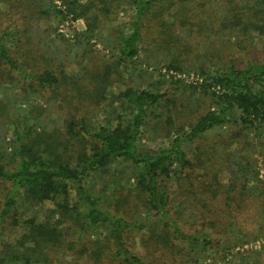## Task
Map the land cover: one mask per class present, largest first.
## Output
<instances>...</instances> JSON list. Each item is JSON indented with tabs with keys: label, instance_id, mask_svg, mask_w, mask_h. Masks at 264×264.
<instances>
[{
	"label": "trees",
	"instance_id": "trees-1",
	"mask_svg": "<svg viewBox=\"0 0 264 264\" xmlns=\"http://www.w3.org/2000/svg\"><path fill=\"white\" fill-rule=\"evenodd\" d=\"M17 1H22L19 7L30 8L26 0ZM57 1L65 16L86 21V30L73 40L84 52L90 51L88 35L109 19L113 8L134 7L131 30L115 39L118 61L104 66L101 74L82 68L68 76L64 69L71 61L70 50L54 40L44 45L46 38L37 35L33 16L26 14L21 28L0 31V86H19L24 95L49 89L66 107L75 103L98 108L106 101L104 93L118 65L137 55L140 25L148 14L158 32L163 66L175 73L192 72L199 80L184 90L179 80L162 78L154 82L162 85V92L127 88L97 129L76 117L79 109L67 116L62 131L53 127L26 140L31 129L26 126L10 154L11 168L0 165V180L11 188L0 222L16 206V196L31 205L51 204L48 211L60 222L26 220L27 233L15 244L3 245L0 264H51L54 253L83 264H194L208 247L222 251L218 236L229 231L246 235L238 219L246 204L244 183L224 188L217 178L221 165L235 166L237 158L229 150L235 140L244 131L264 130V60L243 63L224 51L216 53L211 45L227 39L229 49L239 42H230L235 32L249 38L253 31H264V0ZM172 9L173 22L167 23L162 16ZM50 10L62 14L51 5ZM37 12L48 14V9ZM58 37L66 40L63 34ZM192 42L204 51L190 58ZM10 108L9 100L0 102V119ZM230 129L238 131L219 142L211 140L207 148L201 145L210 134ZM146 134L166 139L167 146L146 149L141 144ZM257 216L256 227L264 225V211ZM133 230L142 231L138 239L130 235ZM189 242L193 248L187 251ZM258 258L239 253L233 264H260Z\"/></svg>",
	"mask_w": 264,
	"mask_h": 264
},
{
	"label": "rangeland",
	"instance_id": "rangeland-1",
	"mask_svg": "<svg viewBox=\"0 0 264 264\" xmlns=\"http://www.w3.org/2000/svg\"><path fill=\"white\" fill-rule=\"evenodd\" d=\"M26 0L25 3L30 8L19 7L22 1L7 0L3 3L0 2V31L10 27L12 29L24 25L22 16H33L30 20L31 25L38 28L37 35L39 37H45L44 45L47 42H54L55 45L60 44L70 50L71 61L66 64L64 71L70 77L75 76L78 73L83 72H95L101 74L104 70V66L113 64L114 61H118L119 53L115 49V39L118 33L127 34L131 30V25L135 20L136 9L122 5L120 8H113L108 20H101L99 28L93 35H88V43L90 51H81L80 47L73 45L74 35L78 32L86 30V21L82 18H72V15L65 16L64 7L61 6L57 0L47 3L46 1ZM88 0H80L81 3H86ZM53 6L54 9L62 11V14H52L50 10ZM56 7V8H55ZM48 14H39L37 11H47ZM37 12V13H36ZM173 9L162 16V19L167 23H172L173 18L171 13ZM65 17L66 19H62ZM153 17L148 14L145 20L140 25V37L141 41L138 44L137 55L129 60H123L118 65L117 70L114 71L111 77L109 87L105 90L104 96L105 102H102L99 107L81 108L76 106L75 103L65 106L64 103L57 101L51 97V91L44 89L40 95H36L34 92L24 95L21 87H14L9 83L2 84L0 86V102L6 104L7 100L13 104V108H10L6 117L0 119V165L11 168L10 154L14 151L15 147L19 146L20 140L18 136H22L24 132H27L26 126L31 127L29 132V138L32 139L36 134L42 131H49L51 128H55L57 131H62L64 128V120L68 115L74 113L73 109H79L75 111L77 118H84L89 128L97 129L99 125H102L105 121V113L111 111V106H118V101H115L117 95L123 92L127 88H139L148 89L153 91L162 92L164 88L157 83H154L156 79L162 78L165 81L179 80L182 84L180 90L188 88L195 81L199 80V77L194 73H175L172 75L171 70H167L163 66V53L160 50V42L157 29L153 24ZM61 24H67L69 32L72 31V35L63 37L66 40L60 39L58 36V27ZM235 32L230 38V42H239L228 49L229 43L217 42L211 45L216 53L217 50H221L229 54L234 59L245 63L247 60L260 61L264 60V31H253L249 38H243V36ZM238 37V38H237ZM68 40V41H67ZM64 42V43H63ZM68 42V43H65ZM15 41L8 42L7 46L14 45ZM205 46H210L207 43H203ZM239 44V45H238ZM193 54L189 56L193 58L195 55L201 54L204 49L203 45H197L192 42ZM13 51V49H12ZM11 51V52H12ZM154 61H158L157 65ZM155 63V64H154ZM84 68V70L82 69ZM207 69H212L207 66ZM97 71V72H96ZM151 74V75H149ZM149 75V76H148ZM30 83V79H26ZM25 81V84L27 82ZM21 85H22V81ZM165 87H168L165 85ZM25 89V88H24ZM28 88L26 89V91ZM30 91V90H29ZM180 92V91H179ZM69 94L73 95V92ZM60 99V97H58ZM57 105L62 106L63 109H57ZM63 110H66V115ZM118 111H121L118 107ZM66 116V117H65ZM237 129H230L224 133H212L207 137V140L202 142L203 148H207L212 145L211 140L216 142L226 139L232 134L237 132ZM244 135V136H243ZM229 150L232 155L237 159L235 160V166L227 167V165H221V172L218 173L217 181L225 188L233 183L235 186H239L244 183L247 189L244 192L246 204L243 210H241V216L238 218L242 225L247 229L246 235H236L234 231H229V234L217 237L219 243L222 244V251L218 253L215 248L208 247L206 253L199 257L194 264H233V260L239 253L250 252L252 255H258L260 264H264V225H256L259 223L258 212L264 211V130H248L244 131L242 136L235 140ZM238 141V142H237ZM141 144L146 149H157L161 146H167L168 141L157 135L146 134L142 137ZM100 185L96 186L99 189ZM237 190V189H236ZM11 193L10 186L0 180V209L4 201ZM236 196V193H234ZM17 204L11 211L4 222H0V250L4 244H15L19 240L20 236L27 233L28 225L26 220L34 218L36 223L44 221L60 222L57 214L48 211L51 204L44 203L42 205L28 204L21 197H15ZM222 206V204H221ZM224 207V206H223ZM15 219L16 223L13 224L12 220ZM253 231L256 232L253 236H248ZM131 232L133 238L138 239L139 234L142 231ZM94 231L89 233V238L92 237ZM208 234V233H207ZM210 239L208 235L204 236ZM212 239V237H211ZM210 239V241H211ZM215 241V238H214ZM229 243V248H225ZM29 245V244H27ZM192 243L185 244L186 250H190ZM193 248V246H192ZM225 248V250H224ZM60 254H52L51 258L53 262L51 264H83L82 260L76 262L71 261V256L67 255L65 258L60 257ZM56 259L60 261H56ZM77 260V259H75Z\"/></svg>",
	"mask_w": 264,
	"mask_h": 264
},
{
	"label": "built area",
	"instance_id": "built-area-1",
	"mask_svg": "<svg viewBox=\"0 0 264 264\" xmlns=\"http://www.w3.org/2000/svg\"><path fill=\"white\" fill-rule=\"evenodd\" d=\"M69 26H67V24H61L59 25L58 27V33L60 34H63L65 37L71 35L72 31H70L69 35L67 34L69 32V29H68ZM172 75H177L173 72H170ZM178 76V75H177Z\"/></svg>",
	"mask_w": 264,
	"mask_h": 264
}]
</instances>
